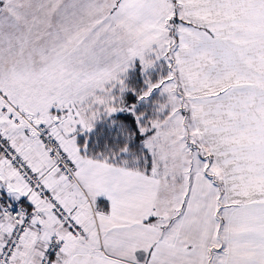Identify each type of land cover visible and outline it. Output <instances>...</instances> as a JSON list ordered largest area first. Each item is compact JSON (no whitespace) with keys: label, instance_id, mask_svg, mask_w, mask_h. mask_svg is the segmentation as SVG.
Returning a JSON list of instances; mask_svg holds the SVG:
<instances>
[{"label":"snow or ice","instance_id":"1","mask_svg":"<svg viewBox=\"0 0 264 264\" xmlns=\"http://www.w3.org/2000/svg\"><path fill=\"white\" fill-rule=\"evenodd\" d=\"M0 264H264V0H0Z\"/></svg>","mask_w":264,"mask_h":264}]
</instances>
